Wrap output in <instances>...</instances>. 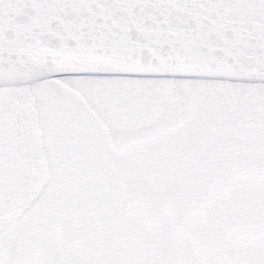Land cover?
Listing matches in <instances>:
<instances>
[{
    "label": "snow or ice",
    "instance_id": "1",
    "mask_svg": "<svg viewBox=\"0 0 264 264\" xmlns=\"http://www.w3.org/2000/svg\"><path fill=\"white\" fill-rule=\"evenodd\" d=\"M0 264H264V0H0Z\"/></svg>",
    "mask_w": 264,
    "mask_h": 264
}]
</instances>
